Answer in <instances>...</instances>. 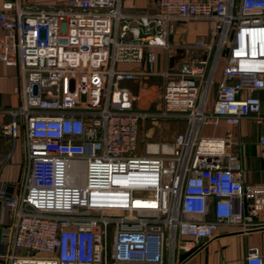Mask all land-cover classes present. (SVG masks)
<instances>
[{"label":"built area","instance_id":"built-area-1","mask_svg":"<svg viewBox=\"0 0 264 264\" xmlns=\"http://www.w3.org/2000/svg\"><path fill=\"white\" fill-rule=\"evenodd\" d=\"M121 5H2L0 27L11 38L21 83L20 105L1 133L15 138L22 119L26 163L21 189L0 191L11 218L0 243L7 264H164L176 235L190 239L180 244L188 249L219 224L240 232L260 226L254 217L264 207L263 187L242 182L229 133L201 130L219 119L230 127L243 118L264 123L260 99L240 97L264 89V0H154L148 12L133 14ZM191 20L208 25L212 55L201 37L169 44L176 24ZM155 49L165 58L158 105L135 109L128 83L152 71ZM176 49L202 57L183 53L168 68ZM171 118H182L183 129L137 154L139 121ZM257 143L264 158V135ZM245 264H264V255L250 247Z\"/></svg>","mask_w":264,"mask_h":264},{"label":"crops","instance_id":"crops-1","mask_svg":"<svg viewBox=\"0 0 264 264\" xmlns=\"http://www.w3.org/2000/svg\"><path fill=\"white\" fill-rule=\"evenodd\" d=\"M66 1L68 0H0V10L5 2L13 3L15 9H24L28 7L57 8L62 6ZM153 4L154 0H122L121 11L132 14L148 12L153 7ZM207 29L208 25L200 20H191L184 25L179 23L176 24L173 33L168 37V42L174 46L191 45L194 39L205 35ZM10 44L11 38L0 27V191L8 187H13L16 191H19L26 171L22 119L18 117V130L15 138L1 133L2 125L11 119L10 111L18 108L20 105L19 88L21 78L16 56L11 51ZM174 52L168 54L167 62L168 57L173 55ZM184 54L192 58L202 57V52L195 49H185ZM1 57H4V59H1ZM164 63L165 58L162 51L155 49L152 70L155 73H160L163 70ZM176 63L174 62L170 68L175 67ZM116 67L122 70L145 68V66L142 67L136 63H118ZM219 74L220 66H218L214 73V80L219 77ZM131 82L128 83L130 91ZM213 91L214 85L210 87L206 100L207 111H210ZM131 93L137 96V102L136 100L133 102V108L141 109L138 107V89L135 92L136 94L132 91ZM247 94L255 95L260 99V114L264 115V89L244 90L240 94V97H244ZM179 119L181 120V118L167 120ZM206 126L210 127L209 132L205 131ZM183 127L184 125L180 131ZM227 133H229L230 140L227 150L235 155L240 163L242 182L244 184H257L264 189V158L260 155L261 148L257 143L258 138L264 135V123L255 121L252 118H243L237 125L230 127L222 119H219L216 125L206 124L201 130L203 136L224 137ZM254 220L260 222V226L246 232H240L235 226L219 224L215 227L211 238L191 243L188 249H182L180 244L190 242V239L176 235L172 244L171 259L169 258V251L167 249L164 253L163 263L245 264V255L250 247H256L258 253L264 255V207L260 215L254 217ZM10 224L11 218L9 217V212L0 199V243L2 229L10 226ZM6 254L7 251L1 249L0 245V264H7Z\"/></svg>","mask_w":264,"mask_h":264},{"label":"rangeland","instance_id":"rangeland-1","mask_svg":"<svg viewBox=\"0 0 264 264\" xmlns=\"http://www.w3.org/2000/svg\"><path fill=\"white\" fill-rule=\"evenodd\" d=\"M188 22L189 21H187V23ZM201 38L204 42H206V44L211 45L210 54L212 55L215 48V41L212 40L209 35V28L207 29L206 34L203 35ZM220 65H221V61L219 60L217 68ZM142 70L145 71L147 69L146 67L145 68L143 67ZM161 85H162V78L160 76V73H155L153 70L150 73L144 75H138L134 80H132V82L130 83L131 91L134 94H136L135 92L138 89V107L140 108L146 107L149 109H153L154 107H156L158 105V96L160 93ZM183 125H184V120L182 118L181 120L158 119L155 122H151L148 120H141L138 124L135 152L137 154L143 153L144 147L148 143H161V142L171 141L173 135L179 132ZM205 131L209 132L210 127L206 126ZM20 252L23 254H27L26 251H20Z\"/></svg>","mask_w":264,"mask_h":264},{"label":"water","instance_id":"water-1","mask_svg":"<svg viewBox=\"0 0 264 264\" xmlns=\"http://www.w3.org/2000/svg\"><path fill=\"white\" fill-rule=\"evenodd\" d=\"M184 51L182 49H176L174 54L168 57L167 66L172 67L174 62H177L182 58Z\"/></svg>","mask_w":264,"mask_h":264}]
</instances>
